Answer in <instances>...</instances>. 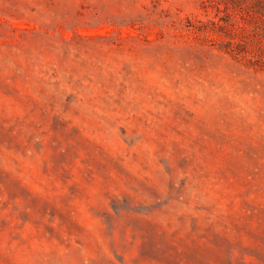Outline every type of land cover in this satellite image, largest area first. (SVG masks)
Instances as JSON below:
<instances>
[{
  "label": "rangeland",
  "instance_id": "374dc122",
  "mask_svg": "<svg viewBox=\"0 0 264 264\" xmlns=\"http://www.w3.org/2000/svg\"><path fill=\"white\" fill-rule=\"evenodd\" d=\"M0 264H264V0H0Z\"/></svg>",
  "mask_w": 264,
  "mask_h": 264
}]
</instances>
